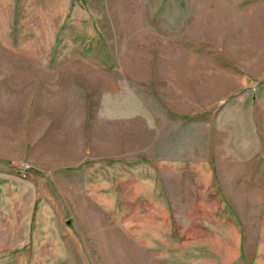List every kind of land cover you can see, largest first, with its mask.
<instances>
[{
    "label": "rangeland",
    "instance_id": "374dc122",
    "mask_svg": "<svg viewBox=\"0 0 264 264\" xmlns=\"http://www.w3.org/2000/svg\"><path fill=\"white\" fill-rule=\"evenodd\" d=\"M0 69V264H249L264 0H0Z\"/></svg>",
    "mask_w": 264,
    "mask_h": 264
},
{
    "label": "crops",
    "instance_id": "0c3cea01",
    "mask_svg": "<svg viewBox=\"0 0 264 264\" xmlns=\"http://www.w3.org/2000/svg\"><path fill=\"white\" fill-rule=\"evenodd\" d=\"M17 63L19 64V61ZM5 66L6 65H4V67ZM0 72H3V71L0 69ZM20 74H22V73H20ZM25 77H26L25 75L22 76V79H24ZM40 137H42V135ZM36 142L37 141H34V144ZM52 144H53L52 140H46L43 142V144H41L40 146L37 147L38 151H41L46 147L48 149H50V148H52ZM262 234H264V233L258 232L256 234L257 237H255L256 238L255 241H252L251 239H249L247 241V248L244 249V251H245V254H247V256L250 257L248 259L249 261L247 260L249 264H264V239H261ZM184 249H186V248H184ZM211 249H213L214 252L210 251V253H207V252L195 253L194 254V256H196V263L195 264H207L210 261H211V264H213V263L217 264L218 256H219V254H218L219 249L216 246L215 247L211 246ZM230 253H231V257H234V260H235L236 257H235V255L233 256L232 250ZM213 254L216 255V257ZM184 262H186V261H184Z\"/></svg>",
    "mask_w": 264,
    "mask_h": 264
}]
</instances>
